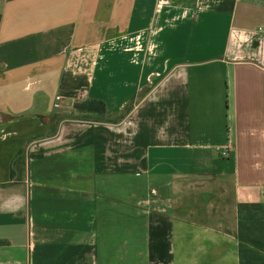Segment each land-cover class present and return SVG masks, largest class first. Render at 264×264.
I'll use <instances>...</instances> for the list:
<instances>
[{
  "label": "crops",
  "instance_id": "0c3cea01",
  "mask_svg": "<svg viewBox=\"0 0 264 264\" xmlns=\"http://www.w3.org/2000/svg\"><path fill=\"white\" fill-rule=\"evenodd\" d=\"M263 28L264 0H0V264H238Z\"/></svg>",
  "mask_w": 264,
  "mask_h": 264
},
{
  "label": "trees",
  "instance_id": "16d2710c",
  "mask_svg": "<svg viewBox=\"0 0 264 264\" xmlns=\"http://www.w3.org/2000/svg\"><path fill=\"white\" fill-rule=\"evenodd\" d=\"M74 106L80 111L93 114L91 117L95 120H102L105 112L104 103L95 99ZM23 153L24 150H20L12 160L11 179L16 175V167H21L24 162ZM237 220L238 264H264V202L240 203Z\"/></svg>",
  "mask_w": 264,
  "mask_h": 264
},
{
  "label": "rangeland",
  "instance_id": "374dc122",
  "mask_svg": "<svg viewBox=\"0 0 264 264\" xmlns=\"http://www.w3.org/2000/svg\"><path fill=\"white\" fill-rule=\"evenodd\" d=\"M157 51V49H156ZM63 117V115H56L52 118V124H56L61 118ZM264 202V201H263Z\"/></svg>",
  "mask_w": 264,
  "mask_h": 264
},
{
  "label": "built area",
  "instance_id": "2783aa9c",
  "mask_svg": "<svg viewBox=\"0 0 264 264\" xmlns=\"http://www.w3.org/2000/svg\"><path fill=\"white\" fill-rule=\"evenodd\" d=\"M263 30H264V28H263ZM138 43V41L136 42V44ZM138 46H140V44H137ZM263 193H264V190L262 191Z\"/></svg>",
  "mask_w": 264,
  "mask_h": 264
}]
</instances>
